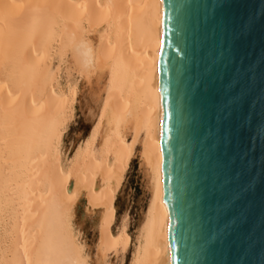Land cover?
<instances>
[{
  "label": "bare ground",
  "instance_id": "1",
  "mask_svg": "<svg viewBox=\"0 0 264 264\" xmlns=\"http://www.w3.org/2000/svg\"><path fill=\"white\" fill-rule=\"evenodd\" d=\"M163 26L162 0H0V63L9 67L0 75V264H91L73 223L83 197L90 213L101 211L96 264H107L113 253L125 259L132 248L128 218L112 231L138 149L150 201L130 264H172ZM55 44L63 59L72 53L86 80H107L104 87L96 83L92 98L100 113L68 167L61 145L79 95L74 86L71 99L56 92L62 68L51 73Z\"/></svg>",
  "mask_w": 264,
  "mask_h": 264
},
{
  "label": "water",
  "instance_id": "2",
  "mask_svg": "<svg viewBox=\"0 0 264 264\" xmlns=\"http://www.w3.org/2000/svg\"><path fill=\"white\" fill-rule=\"evenodd\" d=\"M172 264H264V0H162Z\"/></svg>",
  "mask_w": 264,
  "mask_h": 264
},
{
  "label": "rangeland",
  "instance_id": "3",
  "mask_svg": "<svg viewBox=\"0 0 264 264\" xmlns=\"http://www.w3.org/2000/svg\"><path fill=\"white\" fill-rule=\"evenodd\" d=\"M55 46L56 44L51 50V53L53 55H51L52 56L51 62H49L51 67V73L57 74L58 72L57 70H60V67L62 68L59 72L61 74H58L57 76L58 84L56 83V88H55L56 92L59 94L61 91H65L67 92L66 93L67 98L71 99L72 95L70 89L73 88L74 86L77 88L79 95L77 97L78 99L75 102V106H74L75 109L73 116L70 119L69 123L67 124L66 133L62 141L63 144L61 145L62 162L64 166L68 167L73 162L78 150L85 144L87 139L90 137L92 128L97 121L98 118L97 116L100 113V106L97 105V99L92 98V95L94 94L95 90H97L96 88H98V86L96 85L98 84L99 86L104 87V84L106 83L107 80L105 81L106 78L101 79L102 77L97 78V76H93L94 78H92L91 82H89L88 79L86 80L85 75H81L79 71L77 72V68H74L76 64H74L75 62L74 60H72L73 59L72 53H70L67 57H64L67 59H63V57H61L58 52L59 49L57 50L58 45L56 46L57 48ZM56 55L57 57H55ZM59 60L62 61L59 62ZM2 64H3V68L2 71L0 69V75L5 76L7 71L9 70V67H7V65L4 63H0V67H2ZM72 69L75 70L73 71ZM97 79L101 82L97 81ZM103 93H104L103 97H105L106 93L105 92ZM139 151L140 149H138L135 157L131 162L130 170L126 175L122 188L118 194L116 206H115L116 220H115L114 229L112 231L113 234L116 235L124 219L128 218L127 219V221L129 222L128 226L130 227L129 233L132 237V248L134 250H132L131 248L130 252L126 255L125 259L123 258V256L120 257L121 255H115L114 253H113L114 255L110 254L109 257L107 258V264L109 263L130 264L132 255L135 251V246L138 241L139 230H140L139 228L142 227L141 225H143L146 218L145 215L148 210L147 206L149 205V201H150V191H149V186H147L148 177L146 176L145 169L143 168V166H140L142 165V159H139L141 158V154H139L140 153ZM100 218H101V211H97L93 213L89 212L88 203L84 197L80 199L79 204H77L74 208V218H73V223L75 224L74 228L75 231L79 234V241L83 244L85 249V254L90 258V262H92L91 264H96L97 263L96 260L99 259V255H100L99 231H98V224L100 222ZM1 231H0V235H3L4 231L3 230Z\"/></svg>",
  "mask_w": 264,
  "mask_h": 264
}]
</instances>
